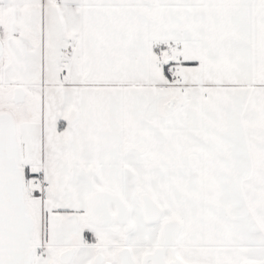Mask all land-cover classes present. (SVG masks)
<instances>
[{
	"label": "snow or ice",
	"instance_id": "1",
	"mask_svg": "<svg viewBox=\"0 0 264 264\" xmlns=\"http://www.w3.org/2000/svg\"><path fill=\"white\" fill-rule=\"evenodd\" d=\"M0 264H264V0H0Z\"/></svg>",
	"mask_w": 264,
	"mask_h": 264
}]
</instances>
